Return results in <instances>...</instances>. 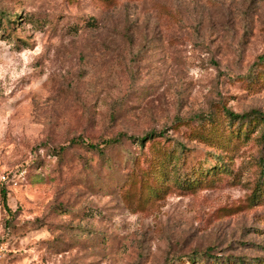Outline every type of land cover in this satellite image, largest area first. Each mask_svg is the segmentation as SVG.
Masks as SVG:
<instances>
[{"label":"rangeland","instance_id":"obj_1","mask_svg":"<svg viewBox=\"0 0 264 264\" xmlns=\"http://www.w3.org/2000/svg\"><path fill=\"white\" fill-rule=\"evenodd\" d=\"M224 108L264 113V0H0V264H264Z\"/></svg>","mask_w":264,"mask_h":264},{"label":"trees","instance_id":"obj_2","mask_svg":"<svg viewBox=\"0 0 264 264\" xmlns=\"http://www.w3.org/2000/svg\"><path fill=\"white\" fill-rule=\"evenodd\" d=\"M224 114L226 115L228 120L232 121V122L233 121H239L241 123H245L249 119L253 118V119H257V120H259V121L264 123V113L263 112H259L257 110H252L250 112L243 113V114H236L233 111L229 110L228 108H224ZM162 136H163L162 132L153 130V131H150V132L144 134L143 136L137 137L135 139H137V141H139L141 145H144L147 141H149V140H151L153 138L162 137ZM123 138L130 139V138H134V137L128 136L127 134L121 132L116 137L104 140L103 143L105 145H111V144H114V143H119ZM87 146L89 148H91V149L98 150V152L100 154H104V150H103L102 147L101 148L99 147V144H87ZM65 148H66L65 146L59 147L60 151L65 150ZM0 196H1L3 209L6 211V213L8 215H10L12 213V210L7 204V190H6L5 187H2L0 189Z\"/></svg>","mask_w":264,"mask_h":264}]
</instances>
